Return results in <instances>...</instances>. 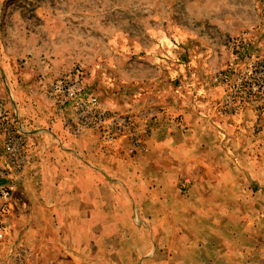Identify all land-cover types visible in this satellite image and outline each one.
<instances>
[{"label":"crops","instance_id":"1","mask_svg":"<svg viewBox=\"0 0 264 264\" xmlns=\"http://www.w3.org/2000/svg\"><path fill=\"white\" fill-rule=\"evenodd\" d=\"M46 67L7 83L3 114L27 138L19 204L73 244L57 264H264V113L221 116L211 91L182 105L156 93L146 106L143 93L139 110L156 117L131 157L69 133L47 96L68 68Z\"/></svg>","mask_w":264,"mask_h":264},{"label":"rangeland","instance_id":"2","mask_svg":"<svg viewBox=\"0 0 264 264\" xmlns=\"http://www.w3.org/2000/svg\"><path fill=\"white\" fill-rule=\"evenodd\" d=\"M259 5L261 0H0V118L9 115L3 114L7 83L31 73L40 78L46 65L80 67L104 109L127 116L143 134L153 132L156 117L139 110L143 93L147 106L156 93L182 105L187 92H215L218 114L233 116L222 114L221 106L236 75L248 57L264 60V21L255 24L256 15H264ZM245 33L252 45L233 61L230 42ZM238 106L239 115L251 112L258 123L264 98ZM21 199L15 190L9 235L55 262L73 244L55 225L30 221Z\"/></svg>","mask_w":264,"mask_h":264},{"label":"built area","instance_id":"3","mask_svg":"<svg viewBox=\"0 0 264 264\" xmlns=\"http://www.w3.org/2000/svg\"><path fill=\"white\" fill-rule=\"evenodd\" d=\"M252 45L250 33L242 34L230 42L232 60ZM232 91L221 106L222 114L239 115V103H254L264 98V60L248 57L243 71L236 75ZM224 83L231 82L224 79ZM47 96L55 117L70 134L83 132L96 134L106 145L118 141L126 143L125 154L135 157L141 151L142 132L137 131L130 118L118 112L107 111L86 83L80 67H73L52 83ZM2 155L0 159V264H57L29 246L17 243L8 233L13 208L14 187L27 165V138L12 115L0 118Z\"/></svg>","mask_w":264,"mask_h":264}]
</instances>
